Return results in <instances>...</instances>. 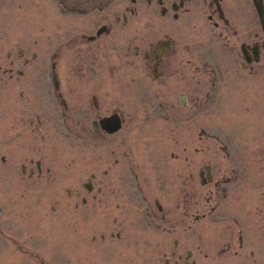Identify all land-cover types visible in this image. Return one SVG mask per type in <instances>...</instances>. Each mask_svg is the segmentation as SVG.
I'll return each instance as SVG.
<instances>
[{"label": "rangeland", "instance_id": "374dc122", "mask_svg": "<svg viewBox=\"0 0 264 264\" xmlns=\"http://www.w3.org/2000/svg\"><path fill=\"white\" fill-rule=\"evenodd\" d=\"M229 9L234 28L239 34L242 30L253 29L261 35L259 20L256 14H252L250 0L231 1ZM12 14L5 13L2 17L7 20ZM65 17L72 20L69 15ZM5 20L0 23V264H129L127 261L130 260L148 263L165 257L171 259L167 244L173 249V239L179 242V248L175 249L176 256L187 259L189 253V260H201L197 240L204 226L202 221L192 218L191 230L186 232L182 230L184 226L181 221H176L174 235H167L161 230L147 227L142 220L139 222L134 207L126 211L136 214L125 220V232L129 234L124 236L127 242L121 247L118 244H110L111 248L106 246L102 235H105L108 243L109 234L105 232L104 219L100 218L103 211L94 210L97 218L89 215L92 207L88 203L95 200L92 198L94 195L98 201L107 196L109 201L122 203L125 198L119 193L108 196L107 189L99 186L102 185V171L108 163L102 139H95L94 146L86 149L80 146V140L65 133L60 135L63 129L58 128L61 125L55 118L57 113L52 115L48 111L52 109L58 112L63 102L69 105L99 103L104 107L100 113L102 115L115 110L124 115L125 125L115 147L146 154L147 161L139 164L135 160L134 163L143 171L142 175L146 174L145 187L152 200L159 197L157 194L170 191L173 196L170 197L168 193L166 199L181 202L182 180L187 173L193 177L191 189L195 187L200 191L199 171L204 165H213L214 180H235L224 184L228 191V202L233 203L235 213L245 210L264 212V56L252 72L241 71V58L238 55L241 41L236 44L234 52L226 49L225 46H229L226 42L223 45L192 42L191 62H185L190 59L188 56L176 61L179 67L190 71L186 92L188 101L182 112L189 114L192 106L200 104L205 110V117L202 119L199 117L203 115L196 114L189 122L173 124L169 119L155 120L160 123L162 132L158 135L153 121L156 114L146 116L138 110L141 105L152 106L161 99V95L153 88V81L146 74H142L143 87L137 85L133 80L135 64L115 60L121 63L117 64L119 69H123L120 72L123 75L117 80L109 74H100L102 76L98 78L89 75L90 78L88 74H69L68 66L75 68L81 62L72 60L74 62L69 65V61L63 59L60 75L55 76L59 83L57 90L53 83L45 82L40 76L44 53L38 28L26 27L23 30L14 24L8 25ZM27 30H30V43L24 35ZM33 38H38L35 48ZM19 49L25 51L22 58H19ZM32 51L38 52V60H31L29 52ZM25 59L29 62L27 65L23 64ZM12 61L15 62L14 67ZM112 62L114 60L105 67H112ZM8 68H12V76L4 73ZM18 70L23 74H19ZM195 77L202 80L199 87L194 86ZM179 93L181 90L178 87L172 88L168 93L171 95L165 100L179 105ZM37 117L41 120L40 129L36 126ZM28 119L33 120V126H29ZM169 125L173 135L168 132ZM161 143L164 147H173L170 149L174 152L173 157L169 158V150L164 155H160L158 150L156 152ZM133 153L135 156L136 153ZM163 159L167 162L162 163ZM36 160L40 161L43 169L40 179L35 178L36 174L33 178L28 174ZM87 162L92 163V171L100 175V183L97 177L90 193L82 187L89 174L85 172ZM168 163L173 164V187H169L171 183L166 188L160 187L159 191L154 187L157 194L152 193L150 190L153 189L149 188L151 183L160 186L163 180V184L167 185ZM120 171L123 172L121 169L117 171L116 181V178H121ZM116 185L112 188L117 190L118 181ZM98 188L100 193L97 192ZM77 190L81 191V196H87V204L83 205L76 198ZM130 190L133 192V189ZM195 194V200L191 201V216L200 214L199 194ZM113 215H117V212ZM207 227L220 226L208 224ZM252 236L254 246L251 250L257 254L256 245L261 246L264 241H257V236Z\"/></svg>", "mask_w": 264, "mask_h": 264}, {"label": "flooded vegetation", "instance_id": "af4514ba", "mask_svg": "<svg viewBox=\"0 0 264 264\" xmlns=\"http://www.w3.org/2000/svg\"><path fill=\"white\" fill-rule=\"evenodd\" d=\"M231 1L234 0H0V23L4 22L5 19L2 16L5 13L11 14L12 12L13 14L5 20L8 25L14 24L16 27H22L23 30L26 27H28L27 29L38 28L39 32H36L39 34L41 49L44 53L43 69L39 71L40 76L42 79L44 78L45 82L53 83L57 90L59 83L55 76L60 75L63 59H67L69 65L74 62L72 60L81 62L75 68L68 66L69 74H88L94 78L102 76L100 74H109L110 77L117 80L123 75L120 73L123 69H119L117 64L121 63L115 62V60H127L130 64H135L133 80L135 79L137 85L140 88L143 87L145 83L142 76L146 74L154 82L151 81L153 88L161 95V99L156 100L152 106H139L141 103L138 105L140 114L146 116L156 114V118L153 117L154 130L160 135L162 132L159 129L160 123H157L159 120L169 119L168 121L173 124L189 122L195 118L196 114L203 115L199 118L204 119L205 117V110L203 111L200 104L192 106V111L189 114L182 112L187 105L186 101H188L186 92L189 88L190 71L179 67V62L176 61L183 60L188 56L190 59H186L185 62H191L192 42H210L222 45L226 42L229 45H224L226 49L234 52L236 44L241 41L238 54L241 58L239 63L241 71L252 72L255 65L262 60V56H264L262 30L261 35L255 33L253 29L242 30L239 34L234 28V19L229 9ZM252 9V14H256L253 5ZM63 15L66 16L65 18H68L69 15L72 20L64 19ZM27 31H24V35L30 43L32 41L29 35L30 30ZM37 42L38 38H33L34 48ZM194 49L192 48V50ZM18 53L19 58L25 56L24 49H19ZM29 53L31 60H38L37 51ZM111 60H114L112 67H105ZM28 63L27 59L23 62L24 65ZM11 65L14 67L15 62L12 61ZM101 69L105 70L106 74ZM197 69L199 71L198 67ZM17 72L23 74L20 70ZM4 73L12 76V68H8ZM194 84L199 87L202 80L195 77ZM175 87L181 90L178 95L179 105L165 100V97L168 98V95H171L168 94L170 90ZM102 108L104 107L99 103L69 105L63 102L61 110L56 112L50 109L48 113L52 115L57 113L55 118L59 120L62 127L58 128L63 129L60 131V135L65 133L75 140H80L82 148L93 147L95 139L104 141V155H106L108 163L105 164L102 171V185L99 184L100 175H96L95 171H92L94 170L93 164L87 162L85 172H89V174H87V181L82 184V187L87 193H90L93 189V181L98 177L99 186L107 189L108 196L119 193L125 198L122 203L118 200V202L109 201L107 196H103L100 198L102 201H98L94 195L92 198L95 200L88 203L92 207L89 215L97 218L98 215H95L94 210L102 209L103 211L100 218L104 219L105 232L109 234L108 243H106L105 235H102L107 247L111 248L110 244H118L121 247L127 242V239H124V236L129 235L125 232V220H129L136 214L139 217V222L142 220L147 227L161 230L167 235H174L176 221H181L184 226L183 232L190 231V220L193 218V220L198 219L204 224L197 240L201 254L200 261L189 260V253L187 259H182L181 255L176 256L175 249L179 248V242L173 239V249H170L167 244V249L171 250V259L165 257L163 260L148 263L139 260L127 262L129 264H264V242L261 246L256 245L257 254L256 251L251 250L254 246L252 234L254 237L257 236V241H264V212L245 210L238 211V214L233 211L234 205L228 202L230 200H228V191L224 184L235 180H214L213 165L211 167L204 165L203 169L199 171L200 191H197L195 187L193 190L191 189L190 184L193 177L187 173L185 179L182 180L183 197L181 202H175L174 199L169 201L166 199V195L169 193L170 197L173 196L170 191L158 195L153 189L155 187L159 191L160 187L166 188L169 183H171L169 187H173V164L168 163L167 180H165L168 182L167 185H164V181L161 180L160 186L153 183L149 186L150 189H153L150 191L159 196L152 200L150 198L152 196L149 195L147 187H145L147 185L146 174L142 175L143 171L139 167L137 168V163H134L135 160H138V163L147 161L146 154L139 150L115 147L118 135L125 125V117L117 110L102 115L100 114ZM111 116H117L120 120V128L112 133L100 124L101 120ZM28 124L33 126V120L28 119ZM40 125L41 120L37 117L36 126L38 129H40ZM170 126L168 132L173 135L174 132ZM158 135L156 136L158 137ZM173 137H171V141ZM172 148L170 145L169 148L164 147L161 143L156 152L158 150L160 155H164L167 150L170 151ZM133 152L136 153L135 156ZM111 155L118 157L114 158ZM173 156L174 152L171 150L169 158ZM165 161L163 159L162 163ZM119 169L123 172L120 171L121 178H116L119 182L116 190L112 187L117 186L115 176ZM22 171L24 172L25 169L23 168ZM42 171L40 161L36 160L28 174L30 178L36 174L35 178L40 179ZM203 171H205V176ZM130 189H133V192ZM97 192H101L100 188ZM195 192L199 194L200 214L191 216V201L195 200ZM80 193V190L76 191V198L83 205L87 204V196H81ZM218 193H222V195L217 196ZM132 207L136 214L132 211L126 212ZM258 210L260 209L258 208ZM115 212L117 215H113ZM208 224L220 227L210 228L207 227ZM112 238L114 239L112 240Z\"/></svg>", "mask_w": 264, "mask_h": 264}, {"label": "water", "instance_id": "95a60500", "mask_svg": "<svg viewBox=\"0 0 264 264\" xmlns=\"http://www.w3.org/2000/svg\"><path fill=\"white\" fill-rule=\"evenodd\" d=\"M252 4L257 13L258 20L264 34V5L262 0H252ZM102 127H104L108 132L112 133L117 131L120 128V120L117 116H111L104 118L100 121Z\"/></svg>", "mask_w": 264, "mask_h": 264}]
</instances>
